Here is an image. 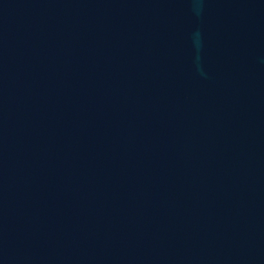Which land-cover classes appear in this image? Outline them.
<instances>
[{
    "label": "water",
    "instance_id": "95a60500",
    "mask_svg": "<svg viewBox=\"0 0 264 264\" xmlns=\"http://www.w3.org/2000/svg\"><path fill=\"white\" fill-rule=\"evenodd\" d=\"M0 264H264V0H0Z\"/></svg>",
    "mask_w": 264,
    "mask_h": 264
},
{
    "label": "clouds",
    "instance_id": "9594fccd",
    "mask_svg": "<svg viewBox=\"0 0 264 264\" xmlns=\"http://www.w3.org/2000/svg\"><path fill=\"white\" fill-rule=\"evenodd\" d=\"M193 3H194V5H199L200 0H193ZM197 35H198V33H197Z\"/></svg>",
    "mask_w": 264,
    "mask_h": 264
}]
</instances>
